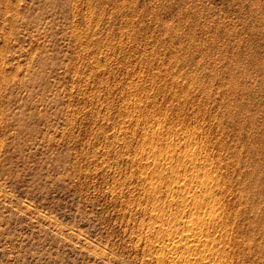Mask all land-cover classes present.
Returning <instances> with one entry per match:
<instances>
[{
  "label": "rangeland",
  "instance_id": "374dc122",
  "mask_svg": "<svg viewBox=\"0 0 264 264\" xmlns=\"http://www.w3.org/2000/svg\"><path fill=\"white\" fill-rule=\"evenodd\" d=\"M193 216L264 264V0H0V264H200Z\"/></svg>",
  "mask_w": 264,
  "mask_h": 264
},
{
  "label": "bare ground",
  "instance_id": "6f19581e",
  "mask_svg": "<svg viewBox=\"0 0 264 264\" xmlns=\"http://www.w3.org/2000/svg\"><path fill=\"white\" fill-rule=\"evenodd\" d=\"M201 184H203V182ZM198 206L201 207L200 204H198ZM192 219L194 221L193 220H191V221L187 220V223H186L187 228H189L188 229L189 234L187 236H185V237L179 236L178 238L173 237V236L167 237L166 239L168 242L165 244L164 243L161 244L160 250H162L164 253H166L167 256L173 260L174 257H176V250L179 247L180 242H182V240L185 241L186 247H188L191 244L201 243L203 245L204 250H206L207 253L206 254H204V253L199 254V256L196 257V261L200 264H206L205 260L209 257L213 261V256L216 254V250L213 247L214 243H211V246H207L206 244H204L205 241H204V239L202 240L204 232L201 228L203 226L202 218L193 216ZM199 226H200V229L198 228ZM194 227H196L198 229L196 230ZM212 242H214V240ZM209 244H210V241H209ZM184 259L186 261L190 262L191 257H189V256L184 257ZM172 263H175V262H172ZM168 264H171V260ZM220 264H222V263H220Z\"/></svg>",
  "mask_w": 264,
  "mask_h": 264
}]
</instances>
